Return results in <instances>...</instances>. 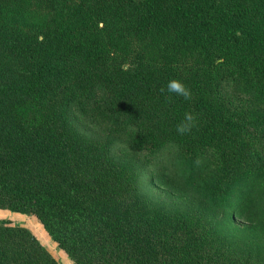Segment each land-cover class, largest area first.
I'll return each mask as SVG.
<instances>
[{
  "label": "trees",
  "instance_id": "obj_1",
  "mask_svg": "<svg viewBox=\"0 0 264 264\" xmlns=\"http://www.w3.org/2000/svg\"><path fill=\"white\" fill-rule=\"evenodd\" d=\"M9 6H34L42 24L8 23ZM171 79L191 99L162 93ZM224 79L264 103V0H0V209L35 215L76 264H264L224 243L201 209L142 197L110 152L114 139L145 155L176 145L186 164L211 151L202 197L227 201L264 170V116L227 104ZM73 104L104 139L79 132ZM186 112L195 126L181 135ZM0 264L60 263L0 219Z\"/></svg>",
  "mask_w": 264,
  "mask_h": 264
},
{
  "label": "rangeland",
  "instance_id": "obj_2",
  "mask_svg": "<svg viewBox=\"0 0 264 264\" xmlns=\"http://www.w3.org/2000/svg\"><path fill=\"white\" fill-rule=\"evenodd\" d=\"M32 8L34 6H26L17 11L16 7L9 6L3 10V16L10 24H42L39 15ZM219 90L230 106L264 116V103L245 87L231 79H224L219 84ZM68 113L82 135L92 139L105 138L101 130L88 123L81 115L78 105H71ZM110 152L115 160L132 165L141 196L149 202L173 213L201 209L224 243L232 245L239 253H247L264 260L263 169H256L240 180L227 195V201L220 200L211 204L202 197L207 196L202 188L216 174L218 157L215 153L205 151L193 163L186 164L179 158L176 145L169 144L156 154L145 155L129 149L117 139L113 140ZM259 156L264 161V145L259 149ZM0 219H8L13 225L27 227L60 264H76L49 237L35 215L0 209Z\"/></svg>",
  "mask_w": 264,
  "mask_h": 264
},
{
  "label": "clouds",
  "instance_id": "obj_3",
  "mask_svg": "<svg viewBox=\"0 0 264 264\" xmlns=\"http://www.w3.org/2000/svg\"><path fill=\"white\" fill-rule=\"evenodd\" d=\"M125 70L127 68L125 67ZM167 92L169 94H175L177 96H181L186 100L191 99L192 92L191 89L180 79H171L167 83L165 88H161V92ZM171 99V96L168 97ZM196 120V116L191 112H186L184 116V120L181 121L176 128V131L183 135L191 131L192 127H194V122Z\"/></svg>",
  "mask_w": 264,
  "mask_h": 264
}]
</instances>
